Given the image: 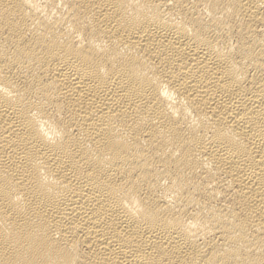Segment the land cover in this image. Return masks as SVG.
<instances>
[{
    "label": "bare ground",
    "instance_id": "bare-ground-1",
    "mask_svg": "<svg viewBox=\"0 0 264 264\" xmlns=\"http://www.w3.org/2000/svg\"><path fill=\"white\" fill-rule=\"evenodd\" d=\"M0 264H264V0H0Z\"/></svg>",
    "mask_w": 264,
    "mask_h": 264
}]
</instances>
